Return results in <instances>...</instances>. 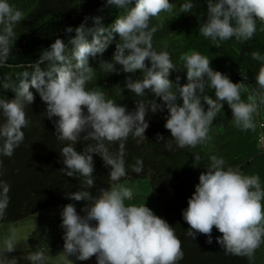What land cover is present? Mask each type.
Segmentation results:
<instances>
[{
    "label": "clouds",
    "instance_id": "1",
    "mask_svg": "<svg viewBox=\"0 0 264 264\" xmlns=\"http://www.w3.org/2000/svg\"><path fill=\"white\" fill-rule=\"evenodd\" d=\"M206 5L207 18L200 24L199 32L214 42L233 37L238 42L251 40L257 20L264 24V0H206ZM106 6L126 9V12L107 26L103 17H94L92 27L81 23L75 29L66 28V33L74 32L68 44L57 38L35 63L29 65L33 69L31 72L19 74V83L12 88L14 98L0 96V117L3 118L0 154L11 157L24 140L22 129L29 125L25 109L35 99L30 89H35L46 105V117L49 120L57 118L55 138L68 142L60 151L65 166L60 172L67 177L79 174L88 189L95 186L92 154L99 155L110 168L109 177L113 182L126 175L124 141L129 135L146 139L144 133L149 124L145 117L149 112L167 109L164 128L179 148H195L206 143L210 126L224 103L231 110L236 127L255 128L253 114L264 104V91L249 94L244 102L240 94L247 89L246 73L241 75L243 82L233 83L228 76L213 70L206 56L192 51L179 58L186 69L188 83L179 85V77L175 85L169 80L170 73L177 67L167 51L153 49L152 37L160 26L150 27L153 17L173 10L174 5L169 0H106ZM193 7L192 0H187L180 11L190 12ZM23 18L22 11L8 0H0V66L11 56L14 25ZM113 34L118 35L119 42L112 60L98 61L99 67L107 73H117V65L124 73H143L139 80H133L131 75L126 77L124 87L136 96L145 95L147 90L162 104L153 99L148 105L137 103L135 110L129 112L125 106L106 99L103 91L86 89L87 83L95 77L89 58L102 55L113 41ZM251 58L264 64V56L259 52H252ZM146 61L150 62V67ZM45 62L46 70L41 68ZM256 83L264 90V66L259 68ZM206 87L214 90L215 100L204 95ZM202 100L207 105L206 110ZM82 133L85 134L83 140L96 143L87 144L82 152H77L74 145L81 140ZM156 139L159 142L164 138L157 134ZM105 141L120 142L118 153L113 155ZM171 146L166 141V147L170 149ZM209 159V167L199 175V183L187 201V208L182 211V218L189 226L186 235L192 239L197 234L204 235L208 237L206 243L211 244L215 228L221 234L216 243L226 254L252 259L264 243V189L260 178L243 175L232 167L225 169V160L215 155ZM132 170L141 173L143 161L137 159ZM0 189L2 218L10 201V186L0 180ZM131 197L130 188L115 183L111 189H100L95 196L88 190L69 194V199L86 201V204L83 216L77 213L75 205L63 206L60 227L64 230V253L79 261L95 256L96 264H178L183 259V251L175 229L145 203L126 205L125 199ZM4 245L5 253L15 251L12 238L6 239ZM4 259L8 264H16L14 258ZM30 259L36 264L44 259V254L32 253Z\"/></svg>",
    "mask_w": 264,
    "mask_h": 264
},
{
    "label": "trees",
    "instance_id": "2",
    "mask_svg": "<svg viewBox=\"0 0 264 264\" xmlns=\"http://www.w3.org/2000/svg\"><path fill=\"white\" fill-rule=\"evenodd\" d=\"M169 2L174 5L173 10L153 17L150 27L160 26L152 37L153 49L157 52L167 51L177 67L168 77L173 85L177 84V77L179 85L188 83L186 69L179 58L184 53L196 51L210 60L213 70L228 76L233 83L243 82L241 75L247 74L248 79L244 81L247 89L240 94L244 102H247L249 94L264 91L256 83L259 68L264 64L251 58L254 51L264 56V24L257 20L256 32L251 40L238 42L233 37L227 41L214 42L199 32L200 24L207 18L206 0H192L194 7L186 13L180 11V6L187 0ZM8 3L22 11L24 17L14 25L11 56L0 66V96L9 100L14 98L12 88L18 85L19 74L23 71L31 72L33 69L29 65L39 59L42 51L48 49L57 38L68 44L74 32L66 33V28L75 29L81 23L92 27L94 17H103V23L107 26L118 15L126 12V9L106 6V0H8ZM113 36V41L102 55L89 58L90 66L95 69V77L87 83L86 89L103 91L106 99L125 106L129 112L135 110L137 103L148 105L153 99L162 104L159 98H155L147 90L145 95L136 96L124 87L126 77L131 75L133 80H139L143 73H124L119 65L116 66L119 74L107 73L99 67L98 61L112 60L115 45L119 42L118 35ZM88 40L91 41L90 36ZM145 63L150 67V62ZM41 68L46 70L47 62ZM5 85L9 87L6 88ZM30 91L35 99L25 109L29 125L22 129L24 140L11 157L0 154V180L10 186V201L0 222L24 219L56 203L77 202L68 198L69 194L76 191L88 190L94 194L126 179L148 178L152 193L162 199L163 216L160 218L175 229L176 236L182 242L183 259L178 264H264V243L255 251L252 259L226 254L216 243L221 234L215 228L211 233L212 243L208 244V237L204 235L197 234L194 239L187 236L189 226L182 218V211L187 208V201L199 183V175L209 167L212 155L225 160V169L232 167L243 175L259 176L264 189V148L259 142L260 132H264V129H260L258 125V121L264 119V104H260L258 111L253 114L255 128L242 130L235 126L231 110L224 103L210 126L209 139L195 148H179L171 140L170 132L164 128L168 115L166 108L156 113L149 112L145 117L149 124L144 133L146 139L129 135L124 141L126 175L118 182H113L109 177L110 168L104 165L99 155L92 154L95 186L88 189L84 178L79 174L67 177L60 172L65 167L60 151L68 142L55 138L54 121L57 118L49 120L45 114L46 105L39 94L35 89ZM204 95L216 99L211 88L206 87ZM201 103L206 110L207 105L203 100ZM2 122L3 118L0 117V123ZM157 134L164 139L157 142ZM83 135L85 134L82 133L81 140L74 145L77 152H82L87 144L96 143L83 140ZM166 141L171 143L170 149L166 147ZM119 143L105 141L113 155L118 153ZM196 156L200 159L196 160ZM137 159L143 161V171L139 174L132 170ZM35 252L25 245H15L12 253L0 252V264H8L4 257L14 258L16 264H32L30 254Z\"/></svg>",
    "mask_w": 264,
    "mask_h": 264
},
{
    "label": "rangeland",
    "instance_id": "3",
    "mask_svg": "<svg viewBox=\"0 0 264 264\" xmlns=\"http://www.w3.org/2000/svg\"><path fill=\"white\" fill-rule=\"evenodd\" d=\"M118 185L132 190L131 199H125L126 205L139 206L145 203V206L151 209L155 215L163 216L162 199L152 193V186L148 178L126 179ZM111 188L112 186L104 190ZM92 195H99V192ZM67 204L75 205L77 213L81 216L85 215L82 209L86 201H79L56 203L24 219L0 222V252H5L4 241L12 238L14 246L25 245L29 249L44 254V259L36 264H70V261L72 264H96L95 256L87 261H79L75 256H67L64 253V230L60 225L62 223L61 212L63 206Z\"/></svg>",
    "mask_w": 264,
    "mask_h": 264
},
{
    "label": "built area",
    "instance_id": "4",
    "mask_svg": "<svg viewBox=\"0 0 264 264\" xmlns=\"http://www.w3.org/2000/svg\"><path fill=\"white\" fill-rule=\"evenodd\" d=\"M260 129H264V119L258 121ZM259 142L262 148H264V132L261 130L259 135Z\"/></svg>",
    "mask_w": 264,
    "mask_h": 264
}]
</instances>
